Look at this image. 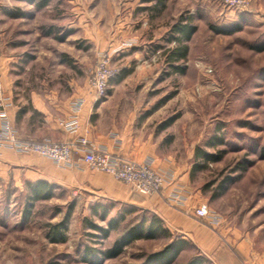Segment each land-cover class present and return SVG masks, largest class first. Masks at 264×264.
I'll return each instance as SVG.
<instances>
[{
	"label": "rangeland",
	"instance_id": "obj_1",
	"mask_svg": "<svg viewBox=\"0 0 264 264\" xmlns=\"http://www.w3.org/2000/svg\"><path fill=\"white\" fill-rule=\"evenodd\" d=\"M42 1L0 0L2 50L14 58L11 73L23 101L33 88L69 92L73 81L75 95L90 87L99 57L109 52L118 75L108 93L118 86L130 124L155 129L161 154L190 169L218 232L239 234L264 255V0H241L244 6L234 8L226 0H47L40 7ZM179 24L195 32L186 60L174 65L184 72L176 73L167 59ZM220 27L239 30H214ZM113 38L122 51L107 50ZM198 149L215 161L205 164ZM30 184L0 179V264H89L86 247L109 249L141 216H128L106 239L89 224L108 228L93 209L111 200L56 184L50 200H34ZM124 208L116 204L111 215ZM63 223L68 239L54 242L51 226ZM171 241L139 240L102 264H143ZM198 255L187 247L174 264Z\"/></svg>",
	"mask_w": 264,
	"mask_h": 264
},
{
	"label": "crops",
	"instance_id": "obj_2",
	"mask_svg": "<svg viewBox=\"0 0 264 264\" xmlns=\"http://www.w3.org/2000/svg\"><path fill=\"white\" fill-rule=\"evenodd\" d=\"M120 44L121 41L113 38L107 41L106 48L122 51ZM13 62V56H7L4 50L0 60L4 94V102L0 105V124L6 116L19 138L61 142L76 137L62 129L61 121L78 117L82 124L81 133H86L97 149L136 162L151 163L168 181L162 193L149 196L109 174L90 170L79 156L74 166L62 167L37 154L17 153L2 145L0 179L18 183L46 181L61 187L77 188L98 199L155 214L173 235L183 237L201 256L214 259L217 264H264V255L256 252L247 238L236 233H225L221 227L218 232L219 223L196 215L198 208H208V205L202 191L192 184L190 169L177 163L171 154H161V141L155 129H149L148 124H130L131 121L125 116L129 110L117 102L120 99L118 86L115 85L114 90H117L109 92L106 99L98 104H94L88 85L77 88L74 95L73 81L69 82V92L33 88L23 101L20 85L15 83L11 73ZM124 78L121 75L120 80ZM82 99L85 101L83 108L76 111L75 105ZM130 111L133 114L136 112L134 108Z\"/></svg>",
	"mask_w": 264,
	"mask_h": 264
},
{
	"label": "built area",
	"instance_id": "obj_3",
	"mask_svg": "<svg viewBox=\"0 0 264 264\" xmlns=\"http://www.w3.org/2000/svg\"><path fill=\"white\" fill-rule=\"evenodd\" d=\"M226 2L232 8L244 6L241 0H226ZM1 42L0 36V60L4 54ZM97 62L90 80L94 104H98L106 99L109 84L118 75V70H115L112 66L111 54L109 52L102 54ZM3 102L4 94L0 79V105ZM84 103L83 99L78 101L75 105V110L80 111ZM61 127L76 137L72 140H63L61 142L52 140L41 142L24 140L18 137L14 125L5 116L0 124V145L17 153L37 154L52 160L56 165L62 167L74 166L75 159L79 156L90 170L109 174L116 180L131 185L135 191L149 196L163 192L162 190L168 178L160 175L151 163L136 162L132 159L116 156L97 149L89 141L88 135L81 133L82 124L78 117L63 119ZM196 215L201 218L213 219V222L219 223V220L207 207L198 208Z\"/></svg>",
	"mask_w": 264,
	"mask_h": 264
},
{
	"label": "trees",
	"instance_id": "obj_4",
	"mask_svg": "<svg viewBox=\"0 0 264 264\" xmlns=\"http://www.w3.org/2000/svg\"><path fill=\"white\" fill-rule=\"evenodd\" d=\"M34 2V0H31ZM47 0H43L39 6L45 7ZM16 16V14H12ZM195 28L190 25L179 24L173 28L172 38L169 42L175 43L176 48L168 52V62L173 67L176 73L184 72L181 67L174 66L176 63L186 60L189 52V45L187 43L191 40ZM218 33H234L235 30H239L238 27L235 29L226 28H215ZM264 51V48H262ZM174 120L166 122L160 127V131H164L171 125H173ZM262 154L264 155V148L262 149ZM196 157L202 159L205 164L215 161L211 154L204 152L202 150H196ZM202 165V164H201ZM194 174H191V176ZM55 184L48 183L46 181H37L34 184H30V193L34 200H50L54 196L53 189ZM119 204L111 201L109 205H95L93 212L98 216L101 222H107L108 228L102 227L94 222L89 224V228L94 231H98L100 235L106 239L110 238V233L112 231L120 229L124 222H126L128 216L135 214H141L138 218L136 224L130 225L119 239H117L113 245L106 249L105 251H100L96 248L90 246L86 247L84 252V260L89 264H102L104 261L117 258L124 253V249L139 240H153L160 236L173 238V241L168 243V245L160 252H156L149 255L143 264H174L176 260L183 254L187 247L192 246L189 241L183 237L173 235L169 229L164 225L163 220L157 217L155 214H151L147 211L137 209L135 207L119 204L124 206L123 211H118L114 216H112V211L115 209V205ZM68 230L67 224H59L51 226L50 238L54 242L65 243L68 239L66 236V231ZM203 256L200 254L197 258L193 259L190 264H203Z\"/></svg>",
	"mask_w": 264,
	"mask_h": 264
}]
</instances>
